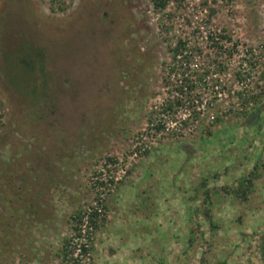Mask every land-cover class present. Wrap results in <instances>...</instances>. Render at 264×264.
Masks as SVG:
<instances>
[{
    "label": "rangeland",
    "instance_id": "rangeland-1",
    "mask_svg": "<svg viewBox=\"0 0 264 264\" xmlns=\"http://www.w3.org/2000/svg\"><path fill=\"white\" fill-rule=\"evenodd\" d=\"M160 1L0 0V191L34 202L0 204V264H264V0ZM205 20L207 104L158 137L174 43ZM25 42L48 76L22 86Z\"/></svg>",
    "mask_w": 264,
    "mask_h": 264
},
{
    "label": "built area",
    "instance_id": "built-area-1",
    "mask_svg": "<svg viewBox=\"0 0 264 264\" xmlns=\"http://www.w3.org/2000/svg\"><path fill=\"white\" fill-rule=\"evenodd\" d=\"M206 26L207 21L205 20L199 27L196 26L200 35L188 33V36L185 34L174 43L172 60L167 63L165 77L170 95L155 108L154 122L151 123V131L158 137L168 132H176L178 135L184 134L185 129L183 128L187 122H191L200 116L207 104L201 95L202 90L206 89L207 84L214 80L212 79L213 75L208 74V72L211 73L212 70L219 69L220 63L218 59H215L211 65L205 67L207 66L205 63L207 51L204 48L209 46L210 51L214 50V53L210 52V55L214 57L216 53L220 52L219 48L224 44V35L219 29H206ZM193 37L196 39H192ZM256 63L254 62L255 65ZM217 82L215 79L216 84ZM215 88L218 89V85H215ZM144 138H139L140 141L137 143H142ZM145 149L143 148V150ZM89 214L86 216L87 222L88 219L90 220ZM86 242L87 239L84 241L83 247L79 245L78 252H81L80 254L88 246Z\"/></svg>",
    "mask_w": 264,
    "mask_h": 264
},
{
    "label": "trees",
    "instance_id": "trees-1",
    "mask_svg": "<svg viewBox=\"0 0 264 264\" xmlns=\"http://www.w3.org/2000/svg\"><path fill=\"white\" fill-rule=\"evenodd\" d=\"M160 4L165 6L166 3L162 0V1H160ZM15 54H18V57L16 58L17 60H16V62H14V64L16 65L17 68L20 69L19 72L23 73L22 76L20 75L19 77L18 76L16 77L17 80L19 79V84H22V86H24L23 83L25 80L23 81L22 80L23 78L28 79L30 77L29 80H31V81L34 80L35 74H36L38 69L41 72V74L48 76V75H46V64H45L46 56H45V52L43 49L33 47L31 44L25 42L24 44H22L20 46L18 52ZM32 61H34V63L37 65H35ZM47 80H48V78H47ZM25 88H26V86H25ZM258 112L259 111H257V113ZM1 166H4L3 168H5L6 170H7V168H9L8 165H6L3 162H0V168H2ZM4 171H3V173H4ZM1 172H2V170L0 171V175H1ZM248 183H249V185H248V187H249L251 184V181L248 180ZM244 185H245L244 183L240 184V186L238 188V192L242 191V188ZM206 186H207V181L203 180L198 185L196 190L200 189V188H205ZM4 188H5V186H4ZM205 193H206L205 194L206 198H210L209 190L206 189ZM7 202H9V203H7ZM13 202H14L13 199H9L8 195H6L5 192L3 193L2 191H0V204H6L5 206L8 207V210L11 213L10 217H14V215H17L19 213H24V215H26V214L28 215V213H32V207L34 206V202H31L29 199H25L21 202H18L19 203L18 205H15ZM93 214L94 213H90V222L92 225L94 223ZM205 215L208 217V219L211 217L209 209L205 210ZM0 216H1V214H0ZM7 223L8 222H5L0 217V233H3V234L10 236V233H7V232H9L8 231L9 228L6 226ZM7 225H9V224H7ZM95 226L97 227V224ZM3 234L0 235V246L1 247L4 246V244H5L4 240H6L4 238ZM261 249L264 253V238H263L262 243H261ZM65 264H78V262L74 261V262L70 263V261L67 260Z\"/></svg>",
    "mask_w": 264,
    "mask_h": 264
},
{
    "label": "water",
    "instance_id": "water-1",
    "mask_svg": "<svg viewBox=\"0 0 264 264\" xmlns=\"http://www.w3.org/2000/svg\"><path fill=\"white\" fill-rule=\"evenodd\" d=\"M258 117V114H253L249 117V119L247 120V124L252 123L253 121L256 120V118Z\"/></svg>",
    "mask_w": 264,
    "mask_h": 264
}]
</instances>
